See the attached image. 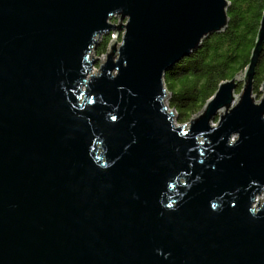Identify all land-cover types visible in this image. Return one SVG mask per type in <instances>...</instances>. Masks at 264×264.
I'll list each match as a JSON object with an SVG mask.
<instances>
[{
  "label": "water",
  "instance_id": "water-1",
  "mask_svg": "<svg viewBox=\"0 0 264 264\" xmlns=\"http://www.w3.org/2000/svg\"><path fill=\"white\" fill-rule=\"evenodd\" d=\"M229 4L0 0V264H264V13L188 129L166 106Z\"/></svg>",
  "mask_w": 264,
  "mask_h": 264
},
{
  "label": "trees",
  "instance_id": "trees-1",
  "mask_svg": "<svg viewBox=\"0 0 264 264\" xmlns=\"http://www.w3.org/2000/svg\"><path fill=\"white\" fill-rule=\"evenodd\" d=\"M228 24L206 38L190 56L164 77L169 105L178 112L180 123H187L211 99L219 85L245 72L264 13V0H228ZM107 36L97 48L105 51ZM264 82V48L256 66L254 80L258 90Z\"/></svg>",
  "mask_w": 264,
  "mask_h": 264
},
{
  "label": "rangeland",
  "instance_id": "rangeland-1",
  "mask_svg": "<svg viewBox=\"0 0 264 264\" xmlns=\"http://www.w3.org/2000/svg\"><path fill=\"white\" fill-rule=\"evenodd\" d=\"M110 23L111 24H114V25H118L119 24V19H117V18L111 19L110 20ZM123 24L126 25L127 24V21L124 20ZM124 33H125V31L122 30L121 33H120V35L116 37V39H117L116 47H119L122 44V39H123ZM113 34L114 33H110V35L103 36V38L101 39V42H102L103 39H105L107 36H109V38L107 40V45H106L105 51L103 53L101 52L100 54H98L97 53V49L95 50V55H96V57L98 56V60H97V62L94 65V68H93V71H92L93 73H96L97 71H99V66L101 65V61H102V63L105 62L104 60H105V58H107L108 46H109V43L113 39ZM101 42H100V44H101ZM243 85H244V83L241 82L239 84V86L236 88V91L234 92V94L236 96H238V95H240L242 93ZM261 88H262V85L259 87L258 90H256L255 89V86H254V90H253L252 96L255 95L254 96L255 103H260V101H261L260 99L264 96L263 95V92L261 91ZM168 97H169V95H168ZM166 106H167L168 112H173L175 114V116L177 117L178 112L169 105V102L168 101H166ZM202 112H203V109L199 113H197L194 117L199 116ZM219 115H220V113L217 115L216 119L212 120L211 126H216L219 123ZM176 117H175V120H174V122H175L176 125L177 124H179V125H185L187 129L189 128V125H186L188 123H180V121L178 120V117L177 118ZM236 139H237V135H234L233 136V140H236ZM263 198L264 197L260 196V199L261 200H263ZM258 199H259V197H258Z\"/></svg>",
  "mask_w": 264,
  "mask_h": 264
},
{
  "label": "bare ground",
  "instance_id": "bare-ground-1",
  "mask_svg": "<svg viewBox=\"0 0 264 264\" xmlns=\"http://www.w3.org/2000/svg\"><path fill=\"white\" fill-rule=\"evenodd\" d=\"M178 125H179V124H177V126H178ZM257 199H258V198H257ZM260 200H261V199H260ZM261 201H262V200H261ZM257 202H258V201H255V202H254L253 207L256 206Z\"/></svg>",
  "mask_w": 264,
  "mask_h": 264
},
{
  "label": "built area",
  "instance_id": "built-area-1",
  "mask_svg": "<svg viewBox=\"0 0 264 264\" xmlns=\"http://www.w3.org/2000/svg\"><path fill=\"white\" fill-rule=\"evenodd\" d=\"M104 59V58H103ZM106 59V58H105Z\"/></svg>",
  "mask_w": 264,
  "mask_h": 264
}]
</instances>
